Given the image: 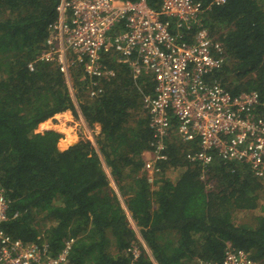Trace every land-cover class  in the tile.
I'll return each mask as SVG.
<instances>
[{"label":"trees","instance_id":"trees-1","mask_svg":"<svg viewBox=\"0 0 264 264\" xmlns=\"http://www.w3.org/2000/svg\"><path fill=\"white\" fill-rule=\"evenodd\" d=\"M163 1L148 3L159 9ZM59 2L0 0V189L11 215L5 232L27 244L47 243L54 256L74 239L68 264L220 263L229 245L264 264V183L247 165L216 154L203 173L187 159L199 142H184L173 118L168 159L148 182L143 154L152 131L142 99L155 94L152 79L135 82L125 65L112 63L117 77L90 98L78 67L72 73L77 108L55 64L28 68L46 44ZM203 22L225 58L214 78L234 96L258 93L264 112V0H227ZM78 109L89 128L101 127L96 146L82 140L62 151V134L36 132L59 113L79 117ZM246 211L256 212L254 223L239 222ZM136 246L137 259L129 252Z\"/></svg>","mask_w":264,"mask_h":264},{"label":"built area","instance_id":"built-area-1","mask_svg":"<svg viewBox=\"0 0 264 264\" xmlns=\"http://www.w3.org/2000/svg\"><path fill=\"white\" fill-rule=\"evenodd\" d=\"M195 0H164L159 9L148 0H60L58 18L35 61L55 64L73 88V70L82 67L90 98L105 93V84L117 77L109 64L125 65L135 82L152 79L154 95L144 94L143 108L149 116L152 138L143 154L144 171L153 184L166 153L172 119H177L178 136L186 143L198 141L199 150L187 154L204 169L215 155L225 162L247 165L264 183V112L258 93L234 96L214 78L225 58L221 43L210 34L203 19L213 6ZM109 60H113L110 62ZM78 107V105H77ZM81 120L85 122L82 115ZM93 138L95 132L84 125ZM205 178V177H203ZM15 214L14 218L18 217ZM11 219L10 201L0 189V264H68L74 239L54 256L47 243L27 244L6 233ZM137 259L140 247L129 250ZM258 264L249 252L231 245L220 263Z\"/></svg>","mask_w":264,"mask_h":264},{"label":"crops","instance_id":"crops-1","mask_svg":"<svg viewBox=\"0 0 264 264\" xmlns=\"http://www.w3.org/2000/svg\"><path fill=\"white\" fill-rule=\"evenodd\" d=\"M107 83H109V82H107ZM107 83L105 84V87H106ZM78 112L80 113L79 109H78ZM76 118L81 119L80 115H79V117L74 116L72 111H66V112H63V113H59V114L55 115L53 118L41 123L39 125V127H38V130L36 132L37 133H41V132L44 133L45 131H49V130H53V131L59 132L60 134L63 135L62 142H64V141H66V133H65L66 131H68L69 129H73L74 133L76 134V129L78 127V122H77ZM81 124L86 125V123H84L82 120H81ZM42 125H43V127L45 129L41 128ZM45 125H48L50 127H45ZM39 128H40V131H39ZM92 130L96 131V136H97L101 132V127L99 125H96L95 128L92 129ZM69 139H70V136H69ZM77 139L78 138L75 135V140L77 141ZM69 143H71V142H69ZM68 147L69 146L66 147V150H67ZM62 151H64V150H62ZM107 174H108V176L111 179L112 185H114L115 183H114L113 178L111 176L110 169H108V168H107ZM114 187H115V190L119 193V190L117 189L116 185H114ZM119 195H120V193H119ZM120 198H122L121 195H120ZM241 213H247V211L246 212H241ZM134 228L139 233L138 228L137 227H134Z\"/></svg>","mask_w":264,"mask_h":264},{"label":"rangeland","instance_id":"rangeland-1","mask_svg":"<svg viewBox=\"0 0 264 264\" xmlns=\"http://www.w3.org/2000/svg\"><path fill=\"white\" fill-rule=\"evenodd\" d=\"M79 115H82L81 114V111H80ZM76 120L78 122V127L76 129V134H75L77 136V138H78L77 141L75 140L73 143H69L70 142L69 136H70L72 130L71 131L70 130L66 131L65 132L66 133V141H64L65 143L62 142L63 139H61L60 142H59V145H58L60 150H66V147L67 146H69L67 148V149H69L70 147L75 146L76 144L80 143L82 140H84V141L85 140L91 141L94 145H96L95 144L96 131L93 130V132H95V135H93V138H90L89 132L86 131L85 126L83 124H81V119L76 118ZM45 127H50V126L45 125ZM39 131H40V128H39ZM106 170H107V167H106ZM170 176L171 177H176V174L170 173ZM114 185H113V187H114ZM114 189H115V187H114ZM121 201H122V204H123L124 208L126 209V206H125L124 201H123L122 198H121ZM260 203L262 204V206H264V196L261 198ZM237 217L239 219V222H242V223H251L252 224V223H254V219L256 217V212L255 211H252V212H247V213H241V214H238ZM132 225H133V223H132ZM133 227H136V226L133 225Z\"/></svg>","mask_w":264,"mask_h":264},{"label":"bare ground","instance_id":"bare-ground-1","mask_svg":"<svg viewBox=\"0 0 264 264\" xmlns=\"http://www.w3.org/2000/svg\"><path fill=\"white\" fill-rule=\"evenodd\" d=\"M70 131L72 130L71 134H70V142L73 143L75 141V133L73 131V129H69Z\"/></svg>","mask_w":264,"mask_h":264},{"label":"clouds","instance_id":"clouds-1","mask_svg":"<svg viewBox=\"0 0 264 264\" xmlns=\"http://www.w3.org/2000/svg\"><path fill=\"white\" fill-rule=\"evenodd\" d=\"M78 108V107H77ZM83 117V116H82ZM96 146V145H95ZM107 171V170H106ZM134 226H136L134 223H133ZM140 236V235H139ZM141 238V237H140Z\"/></svg>","mask_w":264,"mask_h":264}]
</instances>
